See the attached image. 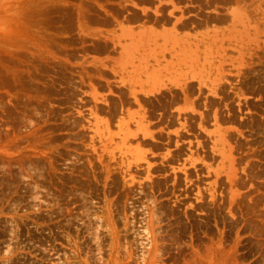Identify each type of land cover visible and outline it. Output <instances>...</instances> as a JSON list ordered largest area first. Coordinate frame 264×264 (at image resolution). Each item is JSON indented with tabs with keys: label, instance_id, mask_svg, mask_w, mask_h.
I'll list each match as a JSON object with an SVG mask.
<instances>
[{
	"label": "rangeland",
	"instance_id": "374dc122",
	"mask_svg": "<svg viewBox=\"0 0 264 264\" xmlns=\"http://www.w3.org/2000/svg\"><path fill=\"white\" fill-rule=\"evenodd\" d=\"M0 264H264V0H0Z\"/></svg>",
	"mask_w": 264,
	"mask_h": 264
},
{
	"label": "bare ground",
	"instance_id": "6f19581e",
	"mask_svg": "<svg viewBox=\"0 0 264 264\" xmlns=\"http://www.w3.org/2000/svg\"><path fill=\"white\" fill-rule=\"evenodd\" d=\"M83 16V15H82ZM83 21V20H82ZM158 35H164L165 37H169V38H172L174 37L172 35V33L170 31H167V30H162L161 32H158L156 29H153V28H149V29H146L144 31H142L140 33V37L141 38H148V37H153V38H156ZM146 36V37H145ZM180 39H175V43L180 45V49L178 50L179 54L182 55V56H185V57H182L181 58V61L178 62V64H185V65H189L191 68H193V66H195L196 64L199 63V57H200V54L197 53V55H192L190 54L188 57L186 56L188 54V50H190V48L186 51L185 49V46L184 44L181 42ZM174 48V46H173ZM175 49V48H174ZM173 63V62H171ZM192 65V66H191ZM167 68H170V65H166ZM194 69V68H193ZM197 72V71H196ZM195 73V72H194ZM193 74V73H192ZM202 75V74H201ZM200 75V76H201ZM152 78H159V74L156 73V72H153V74L151 75ZM193 76V75H192ZM199 76V77H200ZM161 82V81H160Z\"/></svg>",
	"mask_w": 264,
	"mask_h": 264
}]
</instances>
